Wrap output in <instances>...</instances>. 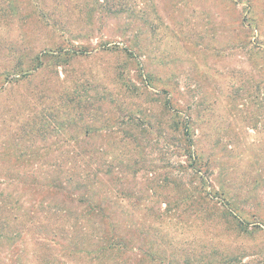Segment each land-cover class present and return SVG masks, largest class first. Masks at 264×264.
Listing matches in <instances>:
<instances>
[{"label":"rangeland","instance_id":"1","mask_svg":"<svg viewBox=\"0 0 264 264\" xmlns=\"http://www.w3.org/2000/svg\"><path fill=\"white\" fill-rule=\"evenodd\" d=\"M38 5L0 0V264H264V0ZM72 170L126 251L54 222Z\"/></svg>","mask_w":264,"mask_h":264},{"label":"trees","instance_id":"2","mask_svg":"<svg viewBox=\"0 0 264 264\" xmlns=\"http://www.w3.org/2000/svg\"><path fill=\"white\" fill-rule=\"evenodd\" d=\"M41 1L42 0H34L36 4H39L38 6H40ZM81 51L82 48H79L77 50L72 51L71 54L78 55ZM40 65L41 62H38L34 69H38ZM129 89H135V86ZM129 89H126L125 91L131 92ZM164 107L165 110L171 112L172 115L178 113V110H174V108L169 105V102H166L164 104ZM133 118L134 117H132L131 119ZM185 120L186 119L182 120V117L180 119V115L176 114L174 128L179 127L180 130L183 131L185 145L187 146L185 148L186 150L183 151L184 154L182 155H188L192 162L191 165L194 166L197 165L196 163L198 162V156L190 150L193 141L191 135V125L188 120ZM197 172L199 173V170H197ZM199 179H201L202 181L203 177L200 176ZM67 186V189L61 188L59 186L47 188L45 189V194L47 196H50L61 191L65 192L71 201H75L77 205L81 206L80 215L78 218L65 217L64 212L66 211L64 209H61V207L57 206L55 209L53 208L54 211L52 212L56 214L60 213L61 215L56 216L54 222L59 223L61 221H64L66 229L70 228L83 230L84 228H87L88 231L97 232V234L100 233L99 235L101 236L99 237L98 241L99 247L108 250L114 249V251L116 252H120L122 250L126 251L128 245H130L129 241L123 237L118 236V234H115L116 226L113 217V212L111 211L113 204L111 202H109L108 204H103L102 201H100L97 193L96 195L93 194V191L95 190V180L93 178L88 177V174L84 171L75 172L72 170L68 175ZM77 189H83V192L81 194H77ZM34 190L37 191L38 188H34ZM8 197V195L3 197V193H0V215L10 216V214H12L16 217L17 215L14 212V207L6 201ZM232 217L234 220H236L234 218L236 217L235 215H232ZM242 223L243 222L241 220L237 221L238 225H242ZM54 227L55 229L61 231L64 226L62 227L61 224H55Z\"/></svg>","mask_w":264,"mask_h":264}]
</instances>
